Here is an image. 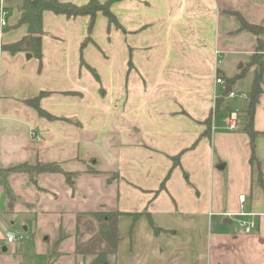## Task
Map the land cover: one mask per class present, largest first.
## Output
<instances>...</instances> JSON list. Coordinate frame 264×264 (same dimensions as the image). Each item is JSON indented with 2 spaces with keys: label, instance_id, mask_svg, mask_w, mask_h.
Wrapping results in <instances>:
<instances>
[{
  "label": "crops",
  "instance_id": "1",
  "mask_svg": "<svg viewBox=\"0 0 264 264\" xmlns=\"http://www.w3.org/2000/svg\"><path fill=\"white\" fill-rule=\"evenodd\" d=\"M19 4L7 8L0 37V168L57 162L76 176L72 187L58 172L0 175V264H93L96 255L76 252L77 224L100 210L143 213L119 218L107 264L246 259L239 237L212 231L222 217L240 223V211L261 225L242 232L244 245L264 244V187L250 162L248 117L231 130L215 84L218 72L232 78L240 73L233 65L250 62L258 39L238 15L264 26V0H119L111 10L120 25L99 12L91 31L89 16L45 11L41 59L2 48L28 32L18 25ZM43 91L39 104L53 119L27 103ZM254 126L264 132V92ZM255 150L264 178L263 134ZM8 231L23 239L9 243Z\"/></svg>",
  "mask_w": 264,
  "mask_h": 264
},
{
  "label": "trees",
  "instance_id": "2",
  "mask_svg": "<svg viewBox=\"0 0 264 264\" xmlns=\"http://www.w3.org/2000/svg\"><path fill=\"white\" fill-rule=\"evenodd\" d=\"M116 1L119 0H107L106 2H101L100 0H89V2L85 4L78 5L73 2H64L61 0H20V4L18 6L20 11L18 25L26 24L28 27V32L18 41L5 44L2 46V48L11 54H16L18 52H28L41 59L42 38L45 33L43 28V13L45 11H52L55 14H64L67 17H77L84 15L89 16V31H91L95 25L96 16L99 12L103 13L107 17L110 25H120L116 15L111 10L112 4ZM238 17L241 21V28L254 33L257 36L258 43L250 62L238 75L232 78H226L221 72H218L219 76L225 79L226 86L224 89H221V95L217 99V106H219L222 100L228 97V94L233 90V85L245 77L248 70L252 69L253 81L251 84L248 104L245 108V112L248 117V121L246 123V132L250 136L252 144V155L250 162L252 165L256 166L258 181L260 185L264 187L263 172L255 150V138L257 135H264V132L256 130L254 126L256 108L260 101V95L264 92V40L262 39V35L264 34V26L252 24L246 21L240 15H238ZM91 71L94 73L96 79L99 80V76L96 71L94 69H91ZM45 94H47V92L43 91L37 97L27 100V103L35 107L40 116L53 119L54 116L41 108L39 104L40 97ZM207 124L208 127L204 132V135H210L211 118H208ZM174 160L177 163L178 157H175ZM89 170L92 172L95 171L93 168H89ZM5 171L29 173L58 172L66 176L67 181L72 187H74L75 184L76 173L64 170V168L57 162L38 161L35 164L21 163L7 169L0 168V175ZM167 177L163 180L160 189L165 187V181ZM9 198L11 206V194H9ZM124 214L132 216L133 221H136L141 215H143V213L140 212L124 213L118 210H100L80 215L77 224L76 252L81 255H96V259L93 264H107L108 256L117 252L120 241L118 222L119 218ZM149 221L155 232L161 231L160 228L154 225L151 218H149Z\"/></svg>",
  "mask_w": 264,
  "mask_h": 264
},
{
  "label": "rangeland",
  "instance_id": "3",
  "mask_svg": "<svg viewBox=\"0 0 264 264\" xmlns=\"http://www.w3.org/2000/svg\"><path fill=\"white\" fill-rule=\"evenodd\" d=\"M1 1L2 0H0V7H1ZM18 2H20V1L19 0H3V6H6L7 8H10V6H12L10 8V9H12L13 5L17 4ZM5 29H6V27L3 30L0 29V37L2 36L3 31ZM239 65L240 64L233 65V69H235V71L241 72L243 68L241 70H239ZM245 76H246L245 84L243 85V87L237 86L236 84L233 85V87H232V89L235 92H237L238 95L235 98H225V101H224V107L226 109L224 111H236L238 113L239 120H241V123H239L240 125L242 124V120L244 121L246 118L245 108H246V103H247L248 98H249L248 88L250 86V81L253 78L252 70H248L246 72ZM230 77H235V75H230ZM240 94H243V95L245 94V95L243 96ZM223 116H224V113H223ZM230 218H231V222H228V223L223 222V220H224L223 217L221 219H219L218 223H214L215 225H214L212 231H214L215 233L216 232L220 233V234L225 233V234H229L231 236L239 237L240 243L243 244L244 249L251 256L248 255V258H246L247 260L244 258H237V259L234 258V259H232V262L229 264H264V244H257V249L255 246L247 245L246 242H245L246 244L244 245L245 237L241 236V234H243V233H242V228H241L239 220H238L239 218L238 217H230ZM258 221H259L258 218L255 217L254 222H255L256 226L254 227V229L251 231L250 234H254V233L258 232V229H260L261 225H260V223H258ZM244 235H246V234H244ZM262 239H264V238H262ZM258 249H260V250H258ZM243 256H245V255L243 254ZM219 264H222V263H219Z\"/></svg>",
  "mask_w": 264,
  "mask_h": 264
},
{
  "label": "built area",
  "instance_id": "4",
  "mask_svg": "<svg viewBox=\"0 0 264 264\" xmlns=\"http://www.w3.org/2000/svg\"><path fill=\"white\" fill-rule=\"evenodd\" d=\"M8 11L6 9L5 6H3V0L1 1V7H0V29L3 30L5 27H7L8 25ZM218 62H221L220 60H218ZM215 84L216 86H221V88H225L226 86V81L224 78H222L221 76H219V74L216 75L215 78ZM238 93L235 92L234 90H232L229 94L228 97H235L237 96ZM243 95V94H240ZM245 95V94H244ZM243 95V96H244ZM228 124H229V128L231 130H234L237 128L238 126V113L236 111H231L229 112V119H228ZM36 139L40 140L41 137L38 135L34 136ZM240 202L243 206L244 202H245V196L241 195L240 196ZM239 216H241V220H240V225L242 228V232L245 234H249L255 227V222L254 220H251L247 217H249V215H251V213L245 212V211H240L238 213ZM23 239V234L21 232H14V231H8L6 234V240L9 243H13L16 241H21Z\"/></svg>",
  "mask_w": 264,
  "mask_h": 264
},
{
  "label": "water",
  "instance_id": "5",
  "mask_svg": "<svg viewBox=\"0 0 264 264\" xmlns=\"http://www.w3.org/2000/svg\"><path fill=\"white\" fill-rule=\"evenodd\" d=\"M27 57H28V58L31 57V54H27ZM226 221H229V220H226Z\"/></svg>",
  "mask_w": 264,
  "mask_h": 264
}]
</instances>
